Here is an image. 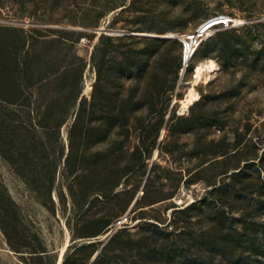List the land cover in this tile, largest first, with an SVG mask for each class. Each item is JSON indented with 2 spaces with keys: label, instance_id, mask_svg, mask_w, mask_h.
<instances>
[{
  "label": "rangeland",
  "instance_id": "1",
  "mask_svg": "<svg viewBox=\"0 0 264 264\" xmlns=\"http://www.w3.org/2000/svg\"><path fill=\"white\" fill-rule=\"evenodd\" d=\"M218 12L236 24L209 30L182 75V37ZM171 30L169 38L144 34ZM98 42L112 53L99 79L84 71L78 102L90 106L78 122L76 106L58 144L68 152L76 121L73 140L89 174L82 202L69 191L64 158L45 202L0 154V209L12 216L10 233L0 221V264H62L68 255L67 264H90L99 254L114 264H264V61L256 54L264 0H0L7 61L23 66L31 52L36 69L63 71L72 52L90 60ZM202 61L217 65L184 107ZM47 88L35 96L47 101ZM114 109L128 112L126 125ZM126 130L128 156L118 149ZM127 164L102 196L105 174L120 176ZM125 215L130 222L113 230ZM107 216L112 222L98 232Z\"/></svg>",
  "mask_w": 264,
  "mask_h": 264
},
{
  "label": "trees",
  "instance_id": "2",
  "mask_svg": "<svg viewBox=\"0 0 264 264\" xmlns=\"http://www.w3.org/2000/svg\"><path fill=\"white\" fill-rule=\"evenodd\" d=\"M222 14L220 12L213 15ZM212 15V16H213ZM248 25V28L255 27ZM243 28V27H242ZM240 29L237 28L236 30ZM104 35L100 36L102 41ZM107 48L101 47V42L96 43L90 60L80 55L78 52H72V57L67 61L63 71L58 67L39 69L35 68L33 53L27 52L23 60V66L16 57L9 58L8 61L2 52H0V154L12 166L14 172L21 175L27 182L38 190L40 197L51 198L55 186L56 172L60 166L61 160L65 159L64 177L68 182V188L72 196L79 200L83 198L82 192H85L83 184L89 175L85 166L86 157L78 150L73 140L76 121L78 122L87 111L90 103L84 101L83 97L78 102L83 91V74L86 68L97 72V79L100 78L102 70L108 62L107 56L112 52H107ZM257 57L264 61V47L256 52ZM55 62V65L57 64ZM57 66V65H56ZM35 68L34 71L32 68ZM48 87L47 94L50 96L45 101L44 94L35 96L36 90ZM76 121L69 133V149L65 152L64 148H59L62 144L63 126L74 115L76 106ZM93 109L91 113L95 114L99 110L98 102H92ZM114 119L126 125L129 116L126 110L114 109ZM126 138L119 143L120 152L129 155L128 139L129 133L126 130ZM26 166H29L27 168ZM122 174L117 176L116 170L110 169L105 174L106 184L102 196L112 195L115 187L119 184L122 176L127 174L129 164L120 168ZM246 166H243V179L245 178ZM240 168L236 172H241ZM45 173V174H44ZM44 174V175H43ZM37 175L43 176L44 182L39 184ZM37 187V188H36ZM219 186H214L213 189ZM81 201V200H79ZM82 202V201H81ZM195 205L189 204L187 207ZM0 209V221L10 233L12 216L8 212ZM112 217H104L99 228L101 232L111 222ZM264 241V236L262 237ZM17 245L28 243L27 240L18 239ZM13 245V244H12ZM14 246V245H13ZM15 247V246H14ZM73 253L78 252L80 247L71 248ZM108 257V258H107ZM69 255L63 260L62 264H67ZM90 259V257H89ZM89 259H78V264H86ZM90 264H114L112 257L106 254H99Z\"/></svg>",
  "mask_w": 264,
  "mask_h": 264
},
{
  "label": "built area",
  "instance_id": "3",
  "mask_svg": "<svg viewBox=\"0 0 264 264\" xmlns=\"http://www.w3.org/2000/svg\"><path fill=\"white\" fill-rule=\"evenodd\" d=\"M224 22L221 23L225 26H232V25H235L236 24V20L235 18H233L232 16L230 15H227V14H222V17H220ZM208 24V23H207ZM207 24H203V25H199L196 30H194V32L190 33V34H186L182 37L181 41H182V49H183V54H182V59H183V67L182 68H186L185 71L187 70L188 68V58L186 56V52L188 51V48L191 47V45L193 44H201L203 39H204V36L206 33H208L209 30H211V28H213V25H210V26H207ZM189 52H191L189 50ZM192 56V55H191ZM184 73H182L183 75ZM131 220V217L129 215H125L123 217H121L120 219H118L116 222H114L113 224V230H118L119 228L125 226V224L129 223L130 220Z\"/></svg>",
  "mask_w": 264,
  "mask_h": 264
},
{
  "label": "bare ground",
  "instance_id": "4",
  "mask_svg": "<svg viewBox=\"0 0 264 264\" xmlns=\"http://www.w3.org/2000/svg\"><path fill=\"white\" fill-rule=\"evenodd\" d=\"M235 20L237 21V18H235ZM239 21V20H238ZM241 22V21H240ZM215 26H214V24H213V28H214ZM213 28H211V29H213ZM209 32V31H208ZM168 35L170 34V35H174L175 34V32L174 31H169L168 33H167ZM199 47H200V44H194V42H193V44L191 45V47L190 48H188V51L186 52V56L187 57H189L188 58V60H187V62L189 61V60H191L192 58H193V56L196 54V52L198 51V49H199ZM189 50L191 51V52H189ZM192 55V56H191ZM216 63H214V62H208V61H202V62H200L197 66H196V76L194 77V79L192 80V85H191V87H190V89H189V93H188V96L186 97V99H183V106L184 107H188L190 104H192L195 100H197L198 99V97H199V94H198V92L195 90V87H194V84H196L197 82H198V80H199V78H202L203 76H204V74L207 72V71H210V70H212V69H214L215 67H216ZM182 68V67H181ZM185 67L184 68H182V73H184L185 72Z\"/></svg>",
  "mask_w": 264,
  "mask_h": 264
},
{
  "label": "water",
  "instance_id": "5",
  "mask_svg": "<svg viewBox=\"0 0 264 264\" xmlns=\"http://www.w3.org/2000/svg\"><path fill=\"white\" fill-rule=\"evenodd\" d=\"M144 34H146V35H153V36H157V37H164V38H169V37H173L174 35H168V34H163V35H161V34H152V33H144Z\"/></svg>",
  "mask_w": 264,
  "mask_h": 264
}]
</instances>
